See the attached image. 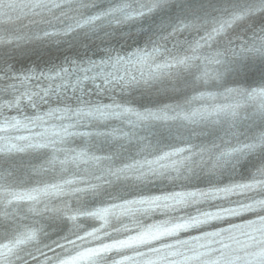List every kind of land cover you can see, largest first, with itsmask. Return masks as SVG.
<instances>
[{
  "label": "snow or ice",
  "instance_id": "snow-or-ice-1",
  "mask_svg": "<svg viewBox=\"0 0 264 264\" xmlns=\"http://www.w3.org/2000/svg\"><path fill=\"white\" fill-rule=\"evenodd\" d=\"M165 2L166 0H157V3L153 4L152 8H150L149 11ZM69 3H71V0H69ZM29 5L33 9L60 7L58 0H29ZM26 6L28 5L19 3V0H0V17L7 15L6 9H12L13 11L19 9L22 12L24 7ZM122 10V8H118L114 9L113 11ZM262 12H264V0H258V3L253 8H250L243 13L233 14L231 19L223 21L218 26L214 27L212 31L205 37V39L212 40L215 37L221 35L225 32L226 28L231 27L237 21L249 15V13L258 14ZM96 19L97 17H90L83 23L86 24ZM2 42H4V40L2 37H0V43ZM7 42L10 43L11 40L9 39ZM197 47H200V45L197 44ZM256 51H260L262 54H264V37L261 38V48L256 49ZM181 63H183V61H181ZM229 91L232 92L236 90L229 89ZM239 91L243 93V90ZM247 95L251 100H259V109L261 113H264V87L252 89L247 93ZM20 124L21 122L19 120H16L15 118H13L12 123H9L7 121L0 122V133L8 131L9 128L18 127L20 126ZM258 146H264V135H261L258 138V143L249 145L248 147L256 148ZM30 147L39 148L43 147V145L39 143H29L21 145L18 143H13L11 137L0 135V154L24 152L26 148ZM179 151L183 150L181 149ZM236 151H239V149H236ZM170 155H174V153H165L164 156L160 157L159 159L163 160ZM220 155L230 156L231 153L224 152ZM219 159L220 157L218 156L217 161H219ZM258 177L259 179H257L254 183L238 185V187L264 190V167H261L258 170ZM48 191L49 189L47 188L33 189L30 193L9 191L7 192V203L11 205L13 201L19 199L36 200L41 195H46ZM222 191L229 192L231 191V189H223ZM154 199H167V197H156ZM256 204L264 207V200L257 201ZM254 206L256 205H248L249 208ZM30 210L32 212L36 211L34 208ZM107 211V209H100L94 212L93 215H97L99 219L104 220ZM4 215L7 216L9 214L5 212ZM76 218L77 217L75 215L68 216V219L72 221H75ZM189 226L190 225L188 224H182L164 229L157 228L154 234L149 235L148 233H145L140 237H131L128 240L118 241L113 244H106L102 249H88L77 251L74 255L66 254L49 256L47 253L42 251L38 244L40 234L43 231V226L26 225L23 226L22 229L15 235H13L10 239H8L7 242H0V264H16V261L23 260L21 252L27 248H32L35 252L39 253V255L33 256L32 251L27 252V255L33 256V259L37 260L38 264H101V252H111L112 250H116L117 253H120L124 248H131L135 245L147 243L148 240L156 239L160 235H170L179 228H187ZM203 247L204 245H192L190 248L191 255H185L183 257V260L181 261L169 260V257H176L178 255H181V253L178 251L163 252L160 249H153V251L156 253V255L153 257H147L143 260H137L134 256L122 255L121 259L113 260V264H237V262L240 260L239 257H209L206 251H200V248ZM139 255L144 256V253H139ZM245 264H264V243H262V246L259 247L257 251L250 254L249 258L245 261Z\"/></svg>",
  "mask_w": 264,
  "mask_h": 264
}]
</instances>
